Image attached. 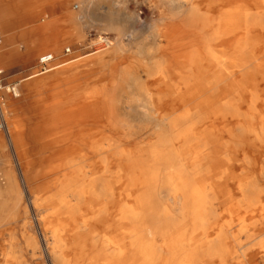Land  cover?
<instances>
[{"label":"bare ground","instance_id":"obj_1","mask_svg":"<svg viewBox=\"0 0 264 264\" xmlns=\"http://www.w3.org/2000/svg\"><path fill=\"white\" fill-rule=\"evenodd\" d=\"M92 1L67 9L77 41L84 36L77 18L87 17ZM127 2L120 0L122 19ZM141 4L152 46L139 69L151 80L144 98H126L124 108L147 124L126 123L116 106L123 87L138 85L133 67L88 90V98L99 95L87 113L100 121L88 145L95 155L72 157L58 194L42 199L57 216L55 223L42 219V240L61 264H264V0ZM138 11L136 24L143 21ZM101 18L102 29L115 33L105 34L107 47L50 71L93 55L102 67L125 51L121 17L107 10ZM187 76L192 83L183 90ZM107 196L113 210L102 222Z\"/></svg>","mask_w":264,"mask_h":264},{"label":"rangeland","instance_id":"obj_2","mask_svg":"<svg viewBox=\"0 0 264 264\" xmlns=\"http://www.w3.org/2000/svg\"><path fill=\"white\" fill-rule=\"evenodd\" d=\"M141 1L139 0L140 3L135 4L134 0H128L130 13L129 16L122 19L124 7L120 4V0H101L100 2L93 0L94 5L92 3L89 5L87 17L84 18L80 14L76 21L77 27L84 35L83 39L81 41L75 39L74 24L68 16L66 30L58 32L57 46L41 53L51 51L56 58L59 57L53 62L55 65L65 59L95 51L94 49L99 47L98 42H96L97 36L107 34L109 38L113 39L115 35L112 31L102 29L100 22L104 13L109 10L113 17H121L118 28L121 30L124 43L127 45L125 51L121 52L114 62L107 60L105 65L101 67L100 64L92 61L93 55L59 69L75 68L76 71L80 72L82 68H86L88 70V90H90L94 87L106 86L108 82L105 79H111L115 74H119L123 68L133 67L136 70L135 76L138 77V85L123 87V93L120 95L121 100L117 102L116 106L123 121L143 127L147 123H143L141 119L135 117V113L138 111L133 112L124 108L127 106L125 104L126 98H144L141 90L148 87L151 80L140 70V64L143 65L147 62L148 55L146 52L152 46L148 37L151 34L150 14L147 13L146 8H144L145 5L141 4ZM78 4L79 0H68L67 9L78 12L76 8ZM217 9L218 6L213 9L212 16L217 15ZM138 10L143 11V21L136 24L133 18L140 13ZM61 23L65 22L61 21ZM129 36L132 37L131 41L127 39ZM215 46L217 45L215 44ZM64 48L72 49L73 53L70 56L64 55L62 53ZM170 60L172 58L163 59L162 64L171 65L173 62L171 63ZM180 61L183 63V58ZM56 70L58 69L53 71ZM178 81L180 80L175 78V82L178 83ZM23 83L25 81L21 84ZM191 83V76L184 77L181 80L180 88L184 90ZM3 96L5 103L2 111L7 130L0 129V264H61L58 256L53 258L49 254L50 245L47 248L42 240V234L45 233V225L42 219L47 217L52 223H55L57 219L56 214H48L49 208L42 204V199H49V196L58 194L60 180L64 173L69 172L68 161H71L72 157L84 154L95 155L89 150L88 145L99 137L98 129L92 124L100 123L99 118L90 116L88 124L76 123V119L72 118L71 112L68 111L66 123H20L15 115L17 99L5 93ZM87 100L90 107L97 108L99 106V102H97L99 95L90 96ZM128 106L140 108L146 105L130 103ZM87 128L88 134L86 135ZM108 169L112 171L113 166H109ZM7 177L9 180H6ZM110 197L107 196L103 199L104 213L100 215L102 222L107 219L109 210H113L112 206H109L113 204L112 201L109 202V199L112 200ZM32 240L36 242V247L31 245Z\"/></svg>","mask_w":264,"mask_h":264},{"label":"crops","instance_id":"obj_3","mask_svg":"<svg viewBox=\"0 0 264 264\" xmlns=\"http://www.w3.org/2000/svg\"><path fill=\"white\" fill-rule=\"evenodd\" d=\"M67 1L0 0V77L18 83L15 115L20 123H66L68 111L76 123H88L86 68H56L29 77L41 52L55 48L58 32L66 30Z\"/></svg>","mask_w":264,"mask_h":264},{"label":"built area","instance_id":"obj_4","mask_svg":"<svg viewBox=\"0 0 264 264\" xmlns=\"http://www.w3.org/2000/svg\"><path fill=\"white\" fill-rule=\"evenodd\" d=\"M95 37V35H94ZM102 41L99 42L98 46L96 49H101L107 47V39L105 38V35H102ZM62 53L64 55H67L70 53L68 48H64ZM56 60V56L53 52H44L40 54L37 58V65L38 68L37 70L32 73L29 77H34L36 75H40L42 73L50 71L54 66L53 62ZM1 75V71H0ZM17 82H6L0 77V129L3 131H6V121L4 117V113L2 111V107L4 106V96L3 94L10 95L11 97H17L18 96V88H17Z\"/></svg>","mask_w":264,"mask_h":264}]
</instances>
